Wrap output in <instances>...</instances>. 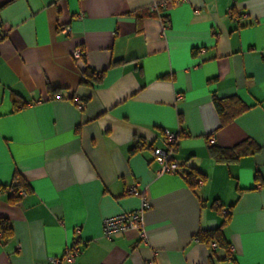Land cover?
I'll return each mask as SVG.
<instances>
[{
    "label": "crops",
    "instance_id": "1",
    "mask_svg": "<svg viewBox=\"0 0 264 264\" xmlns=\"http://www.w3.org/2000/svg\"><path fill=\"white\" fill-rule=\"evenodd\" d=\"M215 96L245 109L221 125ZM211 145L258 150L219 161ZM155 148L190 168L161 172ZM16 173L29 191L0 194V264H48L74 241L66 264H264V0H0V188ZM134 184L146 240H108L103 219L141 205ZM227 213L230 254L196 238Z\"/></svg>",
    "mask_w": 264,
    "mask_h": 264
},
{
    "label": "built area",
    "instance_id": "2",
    "mask_svg": "<svg viewBox=\"0 0 264 264\" xmlns=\"http://www.w3.org/2000/svg\"><path fill=\"white\" fill-rule=\"evenodd\" d=\"M167 4L166 1L156 2L152 5V10L159 13V10L162 6ZM69 27H66V31H69ZM84 54V51L81 47H78L74 52L73 56L75 58H81ZM61 95L50 96L51 98H61ZM180 97V96H179ZM77 104L80 108L84 107V103L80 100H77ZM165 139L168 143L176 142L178 138V133L171 132L167 129L164 130ZM213 140V139H212ZM154 155L156 161L161 166L160 171L164 173H183L187 169L190 168V161H186L184 163H179L176 159L173 158L172 154L168 150H163L162 148H155ZM198 184L202 185V180L199 179ZM127 192L131 195H138L141 199V205L138 209L133 211H126L119 213L117 215L105 217L102 221V234L103 236L111 240L115 236L123 234L124 232L130 229H136L139 231L141 238L146 240L145 233V224H144V214L145 211L151 208V203L146 197L143 191H140L137 184L130 185L127 189ZM2 193V189L0 188V194ZM17 193L20 197L27 194V192L23 188H19ZM213 246H216L215 243H211ZM80 253V246L76 241L71 243L65 253L62 256L51 257L48 259V264H66V263H74L76 257Z\"/></svg>",
    "mask_w": 264,
    "mask_h": 264
},
{
    "label": "trees",
    "instance_id": "3",
    "mask_svg": "<svg viewBox=\"0 0 264 264\" xmlns=\"http://www.w3.org/2000/svg\"><path fill=\"white\" fill-rule=\"evenodd\" d=\"M102 79V74L100 76L96 75L95 71H92L91 69H86L83 75V81L87 84H94ZM58 94V93H57ZM214 102L216 104L218 113L220 115L221 119V125H224L226 122L230 121L233 117H235L237 114L244 111L245 106L242 105V103L238 100V98L235 97H227V98H219L214 97ZM239 146L233 147L231 149H221L219 147H216L214 145L210 146V153L211 155L219 161H231L234 159H238L242 154L247 153L248 151L255 152L258 150V147L248 148L245 147V149L242 151H239ZM198 174L195 171L189 170L186 172V179L189 183L190 187L195 188L197 185V182L195 181ZM9 188L12 192V198L19 199L21 198L17 190L19 188H23L26 192L29 191V186L27 185V182L25 179L18 173L14 175L13 184L9 187L1 188L2 190ZM223 205L219 203L218 201L214 202V208L218 212H222ZM232 206H230L231 208ZM224 210V209H223ZM230 211V210H229ZM230 214L227 213L222 219V222L219 226L207 229V230H201L197 233L196 238L205 243V244H211L215 243L216 246L224 248L228 254H230V244L226 239L224 228L226 227ZM14 235V228L11 224V222L4 217H0V239L3 243H6L8 240H10Z\"/></svg>",
    "mask_w": 264,
    "mask_h": 264
}]
</instances>
